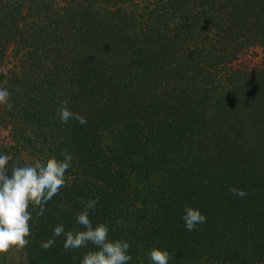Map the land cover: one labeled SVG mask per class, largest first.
Wrapping results in <instances>:
<instances>
[{
	"label": "trees",
	"instance_id": "trees-1",
	"mask_svg": "<svg viewBox=\"0 0 264 264\" xmlns=\"http://www.w3.org/2000/svg\"><path fill=\"white\" fill-rule=\"evenodd\" d=\"M252 46L264 48V0H0L8 174L73 156L44 215L29 205L21 259L0 264H81L93 245H40L58 224L84 230L89 199L92 226L129 243L128 264H152L153 248L169 264H264V64H234ZM64 100L85 124L60 121ZM185 205L206 223L186 230Z\"/></svg>",
	"mask_w": 264,
	"mask_h": 264
},
{
	"label": "clouds",
	"instance_id": "clouds-1",
	"mask_svg": "<svg viewBox=\"0 0 264 264\" xmlns=\"http://www.w3.org/2000/svg\"><path fill=\"white\" fill-rule=\"evenodd\" d=\"M11 93L0 88V105L12 109ZM59 119L67 124L75 119L85 124L86 118L73 112L68 101L64 100L58 109ZM62 160L55 157L45 162L36 161L34 165L14 167L9 176L7 165L9 156L0 155V254L6 253L15 247L23 249L29 241L26 239L30 233L29 221L33 219L32 211L37 217H42L46 211L45 205L59 194L63 187H67L65 173L71 167L73 156L70 152L62 151ZM229 192L240 198L247 193L242 189L230 187ZM83 210L76 215V224L82 226V231H65L62 224L55 226L50 239L41 243L40 247L47 251L54 246L56 239L63 236V249L65 252L75 251L94 246L83 255L81 264H128L132 260L129 255V243L125 240H109V228L106 224L92 226L89 211L96 208L97 199L81 200ZM29 205L32 211H29ZM63 207V206H61ZM182 219L188 231L196 230L197 226L206 223V217L197 209L185 205ZM120 221H118L119 223ZM152 264H169L171 255L167 251L153 248L149 252ZM76 260L75 255L72 256Z\"/></svg>",
	"mask_w": 264,
	"mask_h": 264
},
{
	"label": "rangeland",
	"instance_id": "rangeland-1",
	"mask_svg": "<svg viewBox=\"0 0 264 264\" xmlns=\"http://www.w3.org/2000/svg\"><path fill=\"white\" fill-rule=\"evenodd\" d=\"M234 64L237 66H248V65H263L264 64V48L263 47H259V46H252L249 48L244 49L242 52H240L237 57L236 60L234 61ZM4 135H6V131L5 130H0V141L4 139ZM213 201L211 202H202V204H207V205H211L212 204V208L214 207L213 202L215 201V203H219V201L221 200L220 196H215L212 199ZM233 215V214H231ZM221 220H219L220 223ZM226 225V224H224ZM226 227H220L219 226V233L224 234L225 231L226 233H229L231 230H225ZM9 255L17 260L21 259L19 258V254H17L18 249L13 247L11 249H9Z\"/></svg>",
	"mask_w": 264,
	"mask_h": 264
}]
</instances>
